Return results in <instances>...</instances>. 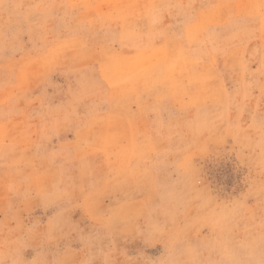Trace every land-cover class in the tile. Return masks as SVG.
<instances>
[{
	"label": "rangeland",
	"instance_id": "obj_1",
	"mask_svg": "<svg viewBox=\"0 0 264 264\" xmlns=\"http://www.w3.org/2000/svg\"><path fill=\"white\" fill-rule=\"evenodd\" d=\"M262 6L0 0V264H264Z\"/></svg>",
	"mask_w": 264,
	"mask_h": 264
},
{
	"label": "bare ground",
	"instance_id": "obj_2",
	"mask_svg": "<svg viewBox=\"0 0 264 264\" xmlns=\"http://www.w3.org/2000/svg\"><path fill=\"white\" fill-rule=\"evenodd\" d=\"M220 14V13H219ZM218 14V15H219ZM218 15H217V17H218ZM198 33V32H197ZM196 38V37H195ZM194 41H195V39H194ZM203 46V45H202ZM207 54V53H206ZM158 55H160V53L158 54ZM185 60H183V62H184ZM176 73V75H180L181 73H182V68L180 69V71H176L175 72ZM173 75H175V74H173Z\"/></svg>",
	"mask_w": 264,
	"mask_h": 264
},
{
	"label": "snow or ice",
	"instance_id": "obj_3",
	"mask_svg": "<svg viewBox=\"0 0 264 264\" xmlns=\"http://www.w3.org/2000/svg\"><path fill=\"white\" fill-rule=\"evenodd\" d=\"M262 7H264V6H262Z\"/></svg>",
	"mask_w": 264,
	"mask_h": 264
}]
</instances>
